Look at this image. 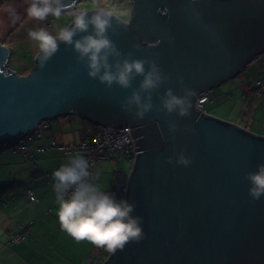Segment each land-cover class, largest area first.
Masks as SVG:
<instances>
[{
  "label": "water",
  "instance_id": "1",
  "mask_svg": "<svg viewBox=\"0 0 264 264\" xmlns=\"http://www.w3.org/2000/svg\"><path fill=\"white\" fill-rule=\"evenodd\" d=\"M79 1L64 3L68 8ZM132 3L130 27L117 26L113 18L108 35L122 53L155 57L170 76L153 93V109L142 120L123 112L120 104L131 89L105 88L89 78L70 45L60 43L43 69L38 52L32 70L18 75L5 69L10 52L0 42V142L71 113L95 126L131 127L139 153L126 198L135 205L132 215L143 218L145 239L109 253L103 264H264V196L251 200L244 178L264 163V136L195 109L200 93L237 76L264 53V0ZM142 41L159 43L149 48ZM137 43L140 48H133ZM178 78L195 92L188 117L156 110L157 93L171 88L182 95ZM169 122L179 130L170 132ZM181 151L191 159L187 167L175 163ZM167 157L173 162L166 163Z\"/></svg>",
  "mask_w": 264,
  "mask_h": 264
},
{
  "label": "clouds",
  "instance_id": "2",
  "mask_svg": "<svg viewBox=\"0 0 264 264\" xmlns=\"http://www.w3.org/2000/svg\"><path fill=\"white\" fill-rule=\"evenodd\" d=\"M129 2L132 7L126 13V19L116 18L102 6L101 0H92L94 10L72 9L71 25L60 27L55 35L45 27H39L29 30L28 37L38 46L37 61L41 69L63 43L72 47L77 62L84 65L89 78L98 80L105 88L116 84L122 89H131L120 108L126 114H131L133 119L142 120L154 107L153 93L171 78L161 71L155 57L133 58L131 52L122 53L109 38L113 18L117 26L125 30L130 27L133 3L132 0ZM24 3L27 5V16L39 21L49 16L58 20L67 11L64 0H24ZM8 12L13 22L19 19L14 6H10ZM141 43L134 44L133 48L139 49ZM158 43H147V46L154 48ZM137 76L142 79L133 88L132 82ZM178 79L182 95L174 94L171 88L165 89L163 95L157 93L159 107L156 110L165 115L175 113L178 117H188L191 115L195 92L183 86L182 78ZM167 127L172 133L179 130L175 122H169ZM157 128L160 130L159 125ZM161 138H164L162 131ZM165 162L172 163V157H167ZM175 163L187 167L191 159L181 151L176 154ZM90 167L88 159L76 152L69 155L66 164L53 172V188L58 204L56 216L60 228L77 242L88 241L112 254L123 251L129 243H139L145 239L143 218L132 215L135 205L126 199L118 200L114 193L102 190L95 182ZM244 178L249 182L247 194L251 200H259L264 196V163L257 164L256 170L245 173Z\"/></svg>",
  "mask_w": 264,
  "mask_h": 264
},
{
  "label": "crops",
  "instance_id": "3",
  "mask_svg": "<svg viewBox=\"0 0 264 264\" xmlns=\"http://www.w3.org/2000/svg\"><path fill=\"white\" fill-rule=\"evenodd\" d=\"M259 107L264 110V105L248 94L240 111L242 119L246 114L255 115L253 112ZM232 122L242 126L238 121ZM48 136L42 142L44 145L51 141ZM59 155V152H45L38 156L37 166L21 155L0 156V190H4L0 201L5 202L3 207L0 206V218L3 219L0 239L6 242L0 246V264H86L93 254L94 245L88 241L77 242L60 228L53 172L66 164L69 157ZM30 189L34 191L35 201L27 197ZM20 228L27 229L26 238L10 244L9 237Z\"/></svg>",
  "mask_w": 264,
  "mask_h": 264
},
{
  "label": "rangeland",
  "instance_id": "4",
  "mask_svg": "<svg viewBox=\"0 0 264 264\" xmlns=\"http://www.w3.org/2000/svg\"><path fill=\"white\" fill-rule=\"evenodd\" d=\"M101 4L107 10L123 19L127 18L126 13L131 7L129 0H101ZM10 6H14L19 14V19L15 22H13L8 12ZM73 6L74 8L94 9L92 0H80ZM26 7L27 5L24 3V0H0V42L1 45L8 47L10 52L5 69L7 71H15L18 75H26L32 70L34 58L39 52L36 42L28 37V31L45 27L50 33L55 35L60 27L67 26L72 20V16L70 15L72 10H67L58 20L52 16H49L44 21L34 20L27 16L25 12ZM69 19L71 20L68 21ZM260 58H262L261 62L255 64L253 61L250 62L237 76L214 87L208 103L204 105V109L207 114L228 122L238 121L247 130L253 127L251 130L257 131L254 133L263 136L264 118L262 116H264V110H261L259 107L258 110L253 112L255 115L246 114L244 119H242L243 117L240 113L244 105L240 87L247 82L253 83L257 74L264 70V55L260 56ZM46 121L50 127L47 130V136L51 135L50 137L48 136L49 139L65 144L80 141L90 133V129L95 127L88 120L82 119L77 114L72 113ZM27 144L29 143L27 142ZM60 154L66 156L62 153ZM39 156H42V154ZM19 158L21 157L19 156ZM129 168L130 162L128 160L104 161L102 162L100 177L95 182L102 190L109 192L113 180L117 177L118 173L126 172ZM2 193H4V190H0V196ZM4 205L5 202L1 200L0 206L3 207ZM2 224L3 219L0 218V235L3 228ZM5 244V240L0 239V246H4Z\"/></svg>",
  "mask_w": 264,
  "mask_h": 264
},
{
  "label": "built area",
  "instance_id": "5",
  "mask_svg": "<svg viewBox=\"0 0 264 264\" xmlns=\"http://www.w3.org/2000/svg\"><path fill=\"white\" fill-rule=\"evenodd\" d=\"M258 58H254L252 61L256 62ZM264 82V74L260 75V78L256 80V85L260 86ZM212 89H206L195 100V109L200 113H206L204 105L208 103L210 95L212 94ZM258 97L261 98V93H256ZM49 123L47 121L40 122L35 129L22 137L17 138L12 141L0 142V155L4 154H16L22 153L32 157V153L28 150L30 144H35L44 140L47 135V130H49ZM35 132V133H34ZM27 142L29 144H27ZM50 144L52 146L48 148L62 150L67 154H75L80 152L82 155L88 159L90 163V171L94 175L95 181L100 177L99 172L101 170L100 162L103 161H119L128 160L130 162V168L126 172H119L117 177L114 178L112 187L110 188L111 193H114L116 198L126 199L127 188L129 185V173L132 171L136 155L139 153L136 145V138L133 136L131 127L115 128L111 126H98L93 132L87 135L84 139L78 142L67 143L66 145H56L60 144L56 141H52ZM45 148H40L39 152L44 151ZM28 196L34 198L33 191H29ZM25 229H20L17 234L11 235V242H19L25 238ZM102 248H100L94 255L88 259V264H103L109 253L100 261V255L102 253Z\"/></svg>",
  "mask_w": 264,
  "mask_h": 264
},
{
  "label": "trees",
  "instance_id": "6",
  "mask_svg": "<svg viewBox=\"0 0 264 264\" xmlns=\"http://www.w3.org/2000/svg\"><path fill=\"white\" fill-rule=\"evenodd\" d=\"M71 19H69L68 21H70ZM262 55H264V53L263 54H261V55H258V56H256V57H254V58H258L259 60H257L256 62H254V64L255 63H258V62H261V60H262V58H260V56H262ZM246 68V67H245ZM262 74H264V70L262 71V72H259L258 74H257V77L256 78H254V80H253V83H250V82H247V83H245L243 86H241L240 88V90H241V98L244 100V101H246L247 100V96H248V94H252V95H254L258 100H259V102L261 103V105H264V90H263V86H264V82L262 83V85H260V86H258V85H256V80L257 79H259L260 78V75H262ZM211 89H213V88H211ZM213 92V91H212ZM257 92H259V93H261V98L260 97H258V95L256 94ZM211 96V95H210ZM228 96H229V93H228ZM207 104V103H206ZM224 121V120H223ZM225 122H228V121H225ZM228 123H232V122H228ZM236 124V123H235ZM98 126H95L94 128H93V130H92V132L97 128ZM90 134V133H89ZM88 134V135H89ZM46 138V137H45ZM44 138V139H45ZM85 138V137H84ZM84 138H82V139H84ZM81 139V140H82ZM44 140H42L41 142H38V143H35V144H30L29 146H28V150L30 151V152H33L32 153V157H29V156H27V155H23L22 153H16V154H4V155H0V156H12V155H21V156H23V158L25 159V160H28V161H30V162H32V164L34 165V166H37L38 165V162H39V158H38V156L40 155V154H43V153H45V152H49V151H53V152H59V153H62L63 155H66L67 157H69V155L70 154H67V153H65L64 151H62V150H58V149H51V150H48V148H50L51 146H52V144H50L53 140H51L48 144H46V145H44V143L42 144V142H43ZM55 141V140H54ZM42 144V145H41ZM56 145H58V146H60V145H64L63 143L62 144H56ZM66 145V144H65ZM40 148H45L44 149V151H42V152H39V149ZM123 160V159H122ZM119 161H121V160H119ZM104 162V161H103ZM99 165L101 166V170H102V162H100L99 163ZM100 170V171H101ZM99 175H100V172H99ZM54 185V184H53ZM112 187V186H111ZM31 190V189H30ZM30 190H28V193H29V191ZM31 191H33V190H31ZM33 194H34V191H33ZM56 196V195H55ZM27 197H28V199L30 200V201H35L36 200V197H35V194H34V198L32 199V198H30L28 195H27ZM20 229H22V228H20ZM19 229V230H20ZM23 229H25V228H23ZM18 230V231H19ZM25 233H26V235H27V229H25ZM15 234H17V233H14V234H12V235H15ZM26 235H25V238H26ZM11 237V236H10ZM10 237H9V243L11 244V243H17V242H11L10 241ZM24 238V239H25ZM21 241H23V240H21ZM21 241H19V242H21ZM100 248H98V247H96L95 246V248H94V252H93V254H91V256H89L88 258H87V261H86V264H88V259L89 258H91L93 255H94V253H96L98 250H99ZM103 249V248H102ZM109 252L107 251V250H105V249H103L102 250V253H101V255H100V261H102L103 259H104V257L108 254Z\"/></svg>",
  "mask_w": 264,
  "mask_h": 264
},
{
  "label": "bare ground",
  "instance_id": "7",
  "mask_svg": "<svg viewBox=\"0 0 264 264\" xmlns=\"http://www.w3.org/2000/svg\"><path fill=\"white\" fill-rule=\"evenodd\" d=\"M72 9H74V6L73 5L70 6L69 8H67V10H72Z\"/></svg>",
  "mask_w": 264,
  "mask_h": 264
}]
</instances>
